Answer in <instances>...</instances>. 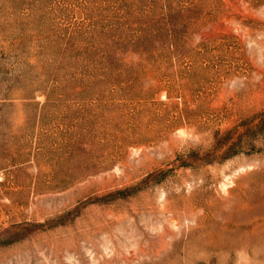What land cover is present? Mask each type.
I'll return each instance as SVG.
<instances>
[{
	"label": "rangeland",
	"instance_id": "rangeland-1",
	"mask_svg": "<svg viewBox=\"0 0 264 264\" xmlns=\"http://www.w3.org/2000/svg\"><path fill=\"white\" fill-rule=\"evenodd\" d=\"M0 264H264V0H0Z\"/></svg>",
	"mask_w": 264,
	"mask_h": 264
}]
</instances>
